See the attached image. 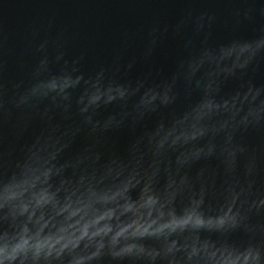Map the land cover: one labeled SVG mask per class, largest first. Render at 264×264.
I'll return each instance as SVG.
<instances>
[{"label": "clouds", "instance_id": "9594fccd", "mask_svg": "<svg viewBox=\"0 0 264 264\" xmlns=\"http://www.w3.org/2000/svg\"><path fill=\"white\" fill-rule=\"evenodd\" d=\"M241 2L252 36L213 40L209 11L154 25L145 64L183 48L159 77L135 56L86 75L47 41L27 84L0 62V264H264V0Z\"/></svg>", "mask_w": 264, "mask_h": 264}, {"label": "water", "instance_id": "95a60500", "mask_svg": "<svg viewBox=\"0 0 264 264\" xmlns=\"http://www.w3.org/2000/svg\"><path fill=\"white\" fill-rule=\"evenodd\" d=\"M244 7L241 0H0L3 75L9 86L17 81L27 84L33 66L44 54L37 51L44 41L48 42L46 52L50 58L58 50L64 51L68 60L82 57L80 67L86 75L100 66L112 67L117 57L123 65L133 56L138 60L129 73L132 78L149 71L154 77L167 75L173 70L176 57L183 52L182 40L170 35L164 38L151 62L145 64L139 57L154 25H173L188 12L198 15L209 11L216 16L213 40L252 36L262 21L258 17L255 22L242 19L238 22L236 10ZM191 35L189 27L184 36ZM59 66L53 64V70ZM30 136L31 131L24 139ZM127 140L125 131L115 138L114 146L123 151ZM81 142L78 140L73 150Z\"/></svg>", "mask_w": 264, "mask_h": 264}]
</instances>
